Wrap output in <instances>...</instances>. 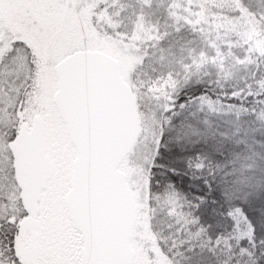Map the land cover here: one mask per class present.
I'll list each match as a JSON object with an SVG mask.
<instances>
[{
	"label": "snow or ice",
	"instance_id": "snow-or-ice-1",
	"mask_svg": "<svg viewBox=\"0 0 264 264\" xmlns=\"http://www.w3.org/2000/svg\"><path fill=\"white\" fill-rule=\"evenodd\" d=\"M0 264H264V0H0Z\"/></svg>",
	"mask_w": 264,
	"mask_h": 264
}]
</instances>
